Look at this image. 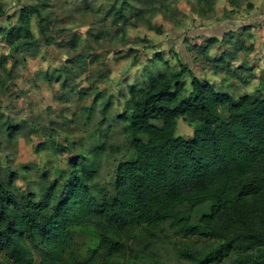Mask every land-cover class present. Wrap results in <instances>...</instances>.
<instances>
[{"label": "trees", "instance_id": "trees-1", "mask_svg": "<svg viewBox=\"0 0 264 264\" xmlns=\"http://www.w3.org/2000/svg\"><path fill=\"white\" fill-rule=\"evenodd\" d=\"M27 1L18 23L0 26L9 56L35 45L32 22L44 42H54L51 0ZM190 1L200 16L213 7L212 0ZM128 4L109 8L117 13L118 33ZM4 8L0 0V17ZM214 43L207 40L198 53L206 55ZM156 57L164 70L130 86L116 117L126 148L109 187L98 183L102 157L111 152L100 132L98 143L70 156L68 172H57L39 194L29 186L20 191L0 173V264H114L131 240L151 237L166 225L177 237L207 243L206 252L196 241V250L182 253L194 264H264V95L235 98L194 77L186 90L181 81L188 67L172 69ZM214 61L247 83L243 72L250 67L232 70L224 55ZM110 97L100 108L105 122ZM100 99L95 94L93 104ZM181 119L193 128L188 137L177 135Z\"/></svg>", "mask_w": 264, "mask_h": 264}, {"label": "rangeland", "instance_id": "rangeland-1", "mask_svg": "<svg viewBox=\"0 0 264 264\" xmlns=\"http://www.w3.org/2000/svg\"><path fill=\"white\" fill-rule=\"evenodd\" d=\"M1 1L4 27L18 23L19 9L29 4ZM122 1L51 0L53 44L44 42L32 22L35 45L15 50L11 57L0 35V173L6 172L20 191L29 186L39 194L57 172H68L70 156L97 144V132L103 142L108 138L111 149L102 157L98 180L109 187L126 148L116 117L129 100L130 86L164 70L156 56L172 69L180 63L188 67L181 81L186 90L194 77L235 98L264 95V0H212V9L202 16L190 0H128L127 22L117 23L123 28L118 33L113 25L117 13L109 8L117 10ZM146 7L152 12L146 14ZM139 12L145 13L141 19L136 18ZM210 39L215 43L200 55L197 47ZM223 55L232 70L251 68L243 72L247 83L231 70L219 69L225 63L214 60ZM95 94L102 99L93 104ZM109 96L105 122L100 108ZM176 129L182 137L193 132L182 119ZM196 241L206 252L204 239L177 237L166 225L151 237L131 240L114 264H194L182 253L196 250Z\"/></svg>", "mask_w": 264, "mask_h": 264}]
</instances>
